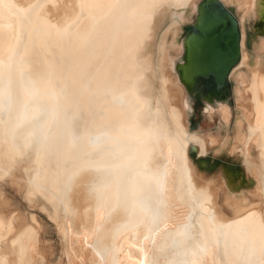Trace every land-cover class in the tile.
Instances as JSON below:
<instances>
[{"label":"bare ground","instance_id":"bare-ground-1","mask_svg":"<svg viewBox=\"0 0 264 264\" xmlns=\"http://www.w3.org/2000/svg\"><path fill=\"white\" fill-rule=\"evenodd\" d=\"M51 1L0 0L15 31L0 56V178L43 203L66 264H264V0H220L237 8L245 68L230 75L236 132L219 135L190 128L179 35L202 0H71L60 25ZM226 149L240 168L199 171L194 152ZM5 217L0 264H51L25 215Z\"/></svg>","mask_w":264,"mask_h":264},{"label":"rangeland","instance_id":"rangeland-1","mask_svg":"<svg viewBox=\"0 0 264 264\" xmlns=\"http://www.w3.org/2000/svg\"><path fill=\"white\" fill-rule=\"evenodd\" d=\"M63 2H48V5L51 3L55 4L54 7L48 8V13L56 23L64 24L65 21L69 20L72 14H75L74 8L76 7V0H72L75 2H70L71 0H62ZM53 2V3H52ZM2 4V3H1ZM0 4V56L1 52H4V56L9 53L13 44L15 42V31H13L14 25L12 21H10L11 16L10 14L5 13L7 10H4ZM56 6V7H55ZM235 11H237L236 6L229 5ZM72 9V10H71ZM196 6L191 8V11L194 12ZM73 11V12H72ZM72 12V13H71ZM10 13V12H9ZM68 18V19H67ZM168 20V19H167ZM166 20V22H167ZM58 21V22H57ZM63 21V22H62ZM192 21V22H191ZM62 22V23H60ZM196 23V16H190V18L183 23L182 30L180 31L179 40L182 42L184 39L188 37L191 32V26ZM163 23L162 26H164ZM258 23L253 22L252 20L248 21V25L246 28V37H247V46L250 51H252V46L254 42L257 40L258 37L262 36L257 32ZM12 25V27H11ZM163 28V27H162ZM241 28V26H240ZM242 33V28H241ZM264 36V35H263ZM2 54V56H3ZM1 56V57H2ZM241 61L234 67V69H244L245 66L240 64ZM233 69V70H234ZM232 73V72H231ZM233 79V78H232ZM229 79V84L226 86L227 90L224 94V97L221 99L216 97V100H224L217 101L211 105L215 110V114L213 117H210L206 111V97L204 93H202L197 86L192 88L190 95L186 91V96L191 104V111H190V128L192 131L198 133H205V134H213L219 135L220 132H224L225 134L228 133H235L236 132V119L239 116L237 111L236 102H235V80ZM212 93V92H211ZM224 104H229L228 106L232 107L233 109V117L232 122L229 128H223L221 118L219 116V106ZM214 105V106H213ZM217 105V106H216ZM208 115V116H207ZM238 115V116H237ZM231 130V131H230ZM226 156V157H225ZM215 157V158H214ZM156 158V157H155ZM193 158L196 160V164L200 172H202L207 178L218 174L220 171L224 170L229 164H234L236 168H240L242 166V161H236L230 151L228 149L216 153L212 151L208 156H199L196 152L193 153ZM153 162H155V159ZM157 159V158H156ZM149 162V161H148ZM151 162V163H150ZM149 162V165L152 164V161ZM239 165V166H238ZM25 175L26 170H23ZM16 185V186H15ZM18 185L14 183L12 180L6 178H0V189L2 194L0 195V214L5 218H9L11 215L16 217L24 216L26 222L33 226L39 236L41 246L43 248V252H46V257L48 262H52L51 264L58 263L62 261L63 264L67 263V257L62 254L64 252V244L61 234L58 232L56 223L51 219L49 214L44 210L43 203H33L28 202V199L25 198L24 191L22 187H17ZM73 196L78 198L77 203L81 206L83 205V198L84 194H82L79 190V185L74 187ZM258 197V196H257ZM255 195H252L253 201H259ZM259 198V197H258ZM222 200V199H221ZM31 203V204H30ZM43 205V206H42ZM48 255V256H47ZM50 260H49V259ZM61 258V259H60ZM66 259V261H65Z\"/></svg>","mask_w":264,"mask_h":264},{"label":"water","instance_id":"water-1","mask_svg":"<svg viewBox=\"0 0 264 264\" xmlns=\"http://www.w3.org/2000/svg\"><path fill=\"white\" fill-rule=\"evenodd\" d=\"M185 75L192 88L202 83L219 97L241 60V30L232 8L220 0H202L196 23L186 38Z\"/></svg>","mask_w":264,"mask_h":264},{"label":"flooded vegetation","instance_id":"flooded-vegetation-1","mask_svg":"<svg viewBox=\"0 0 264 264\" xmlns=\"http://www.w3.org/2000/svg\"><path fill=\"white\" fill-rule=\"evenodd\" d=\"M198 88V90H200L202 93H204L205 97H207L212 91L213 88H208L206 86V84L200 83L197 85L196 89ZM227 87L225 88V90L222 93V96L220 97L221 99L224 97V94L226 93ZM214 97V96H213ZM216 98V97H215Z\"/></svg>","mask_w":264,"mask_h":264}]
</instances>
